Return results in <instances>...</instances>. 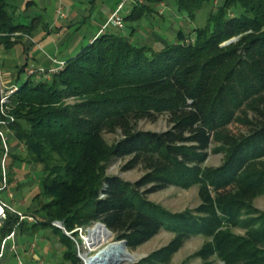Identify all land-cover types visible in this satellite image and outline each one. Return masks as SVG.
<instances>
[{"label":"trees","instance_id":"obj_1","mask_svg":"<svg viewBox=\"0 0 264 264\" xmlns=\"http://www.w3.org/2000/svg\"><path fill=\"white\" fill-rule=\"evenodd\" d=\"M167 2L182 28L160 42L151 33ZM215 2L131 0L122 29L102 32L49 79L48 69L20 72L26 78L13 84L18 90L8 104L6 181L19 191L15 169L34 166L36 192L19 213L6 209L0 218V264L19 257L5 247L7 238H35L47 227L57 236L41 238L54 244L58 262L82 264L78 232L95 223L129 251L161 230L173 234L136 264H167L196 236L205 241L188 259L264 264V211L253 205L264 196V0ZM24 12L0 0L1 49L46 32L40 17ZM161 117L165 131L137 129ZM105 133L120 138L107 144ZM210 153L222 155L219 166L204 165ZM117 160L125 161L123 172L141 167L143 175L133 183L107 175ZM170 187H197L199 205L171 213L146 199ZM8 193L0 199L9 206Z\"/></svg>","mask_w":264,"mask_h":264},{"label":"crops","instance_id":"obj_2","mask_svg":"<svg viewBox=\"0 0 264 264\" xmlns=\"http://www.w3.org/2000/svg\"><path fill=\"white\" fill-rule=\"evenodd\" d=\"M11 1L18 10H25L26 16L40 17L46 26V32L38 29L32 38H22L12 49L5 51L0 48V84L2 88H7L16 81L20 82L21 71H27L32 67L49 69L53 66V60L62 62L67 60L61 58L62 50H65V53H72L71 51L79 49L80 52L85 45L91 44L101 34V27L122 0ZM129 3L131 1L127 2L126 6L124 5L120 13L121 16L123 12L124 15L127 14ZM221 3L222 0H216L215 5L218 6ZM167 4L168 2L164 3L163 7H168ZM86 24H88V29L85 32L80 31L86 27ZM166 31L168 28L159 25L157 32L151 33V36L163 42L160 36L169 39V36L165 34ZM85 40L86 43L83 46ZM72 57L74 56L69 58ZM36 239L27 234L24 237L9 239L7 243L10 245V249H14H11L12 251L18 253L24 264H38L41 263V259L47 261L49 253L44 247L43 250L38 248L32 251L31 255L29 254L28 247Z\"/></svg>","mask_w":264,"mask_h":264},{"label":"rangeland","instance_id":"obj_3","mask_svg":"<svg viewBox=\"0 0 264 264\" xmlns=\"http://www.w3.org/2000/svg\"><path fill=\"white\" fill-rule=\"evenodd\" d=\"M167 5L168 7L167 6L163 7L162 5L158 8L159 13L157 15V18H161L162 20V22L159 24L161 25V27L168 28V31H166L165 34L169 36V39H173L174 32H176L178 28L180 27L182 28V24L180 22L177 23L174 7L169 2ZM122 16H124V12L122 13ZM85 26L86 27L82 28L80 31L85 32V30L88 29V24H86ZM83 43H84L83 44L84 46L86 43V40ZM75 50L71 51L72 53H69V52L65 53L66 51L62 50L61 58L65 60V59H68L70 56H75L77 52H79V49H75ZM25 78L26 76L21 75L20 82L25 80ZM167 128H168L167 117H161L154 123L142 121L138 123L137 125L138 130L151 131V132H156V133L163 132ZM231 129L236 130L238 129V127L233 126L231 127ZM119 138H120L119 133L103 134V139L105 140L107 144H112ZM221 161H222V155L220 154L216 155V154L210 153L204 165L206 167H217L221 164ZM124 164H125V161H119V160L113 161L108 166L106 174L109 176H116L122 179L123 181L129 182V183H133L137 181L143 175V170L141 167L135 168L131 171L123 172L121 168ZM15 170H16V177L18 178V180H20L19 181L20 184L19 182H17V180H14L13 184L18 183L19 185H21V188L19 191H13L12 188L11 190H9V193L12 194V198L11 199L8 198V201H9L8 204L11 207L12 212L19 213V211L22 210L23 205H27L26 203H28V202L25 203V200L30 198V196L32 197L36 192V178H35L36 168L34 166H29V167H22L21 170L19 169H15ZM146 199L149 202H152L154 204L161 206L162 208H164L165 210H168L171 213H180L185 210H193L199 205L197 187H192L188 190H181L175 187H170L164 191L148 195L146 196ZM253 205L258 211L263 212L264 211V196H261L255 199ZM92 226L88 228H92ZM86 229L78 232V238L81 240V243L79 246H76V251H77V257L80 261H81L80 258L83 255H86L87 258L92 257L99 251L100 248H102L105 245V244L97 245L95 248L90 249V251L89 249H86L84 247L85 240H86V233H85ZM234 232L236 234H242V231H239V230H235ZM63 233L67 236L70 235V234H66L65 232ZM41 235L47 236L48 238L57 236L51 228L47 227V228L39 229L37 233L35 234V238L37 239L33 241L32 244L29 245L28 247L29 254L38 248H40L39 250H43L45 247L49 253V258L47 261H44V259H41V263H38V264H47V263L49 264L51 262H52L51 264H60L58 262L60 255H58V251L57 249H55L54 244H52L53 246L50 245L51 242H47L46 240L42 239ZM172 238H173L172 233L161 230L156 236H154L147 243L141 245L134 251H129L127 249V252L129 254H134L137 257H140L141 259H143L150 253L166 246L171 241ZM112 241H115L114 238L112 239ZM204 241L205 240L201 236L192 237L191 239H189L183 244V246L179 249L177 253H175L171 257V259L169 260L167 264H203V262L200 261L199 259H188V258L192 256L201 247ZM6 242H9V240H7ZM7 244L8 243H6L5 247L7 246ZM9 248H10V245H9ZM11 249L14 250L13 248ZM86 250H88V252ZM19 259L21 261V264H24L22 259L21 258ZM81 263L83 264L82 261ZM209 264H222V263L212 258L209 260Z\"/></svg>","mask_w":264,"mask_h":264},{"label":"built area","instance_id":"obj_4","mask_svg":"<svg viewBox=\"0 0 264 264\" xmlns=\"http://www.w3.org/2000/svg\"><path fill=\"white\" fill-rule=\"evenodd\" d=\"M131 0H122L117 9L110 15L109 19L106 21V23L102 26L100 33L106 31L108 28L113 27L116 29H122L123 28V19L121 16V11L124 7V5ZM53 66L48 69L45 78L49 79L51 75H54L61 71L64 67V63L62 61L53 60ZM41 73H43V70L41 69H35V67H32L26 71L27 75H35L39 76ZM2 88V87H1ZM6 89V94L1 93L0 98V143L2 147V155L0 160V169H1V182H0V192L3 190L9 191L10 188L6 181V173H7V167H6V161L9 158L11 147L9 141L12 139V133L8 129V125L13 122V118H11L8 114L9 108L8 104L10 99L14 96V94L17 92L18 87L16 85H11ZM21 149V147H20ZM8 198H12V194L8 193ZM9 210L12 212L11 208L3 203L0 199V218L4 219L5 217V210ZM21 219L20 214H18ZM28 222H32V218H27ZM12 235L7 238V240L11 239ZM16 264H21L20 259L16 258Z\"/></svg>","mask_w":264,"mask_h":264},{"label":"water","instance_id":"obj_5","mask_svg":"<svg viewBox=\"0 0 264 264\" xmlns=\"http://www.w3.org/2000/svg\"><path fill=\"white\" fill-rule=\"evenodd\" d=\"M235 41H236V39H231V40L227 41L226 43H224L222 46H226V45L231 44ZM6 92H7V90L2 89L1 84H0V98H1V93L6 94ZM52 225L54 227H56L57 229L64 232V229H63L61 223L55 222ZM95 227H100L103 235L105 234L106 237H110L111 239H113V234L111 232H109L107 230V228L101 223H95L92 226V228H87L85 230L86 238H88L90 236V230L95 228ZM108 246L111 247V249H109L108 253L104 254L105 252H103V250H100L94 255L95 259H93V257L87 258L86 255H83L80 258L81 261L83 262V264H86L84 261L85 259H90L89 264H136L141 260L140 257H137L134 254H129L127 252V247H126L125 241H113V243L109 244ZM101 255H103V256H101Z\"/></svg>","mask_w":264,"mask_h":264},{"label":"bare ground","instance_id":"obj_6","mask_svg":"<svg viewBox=\"0 0 264 264\" xmlns=\"http://www.w3.org/2000/svg\"><path fill=\"white\" fill-rule=\"evenodd\" d=\"M112 243H113L112 239L110 237H106L105 234L103 235L100 227H95L90 230V236L86 238L84 247L86 249H89L90 251V249L95 248L97 245L105 244L102 248L99 249V251L103 250V252H105L104 254H106L108 253L109 249H111V247L108 245ZM86 251L88 252V250ZM92 257L93 259H95V256ZM84 261L86 264H89L90 259H85Z\"/></svg>","mask_w":264,"mask_h":264}]
</instances>
